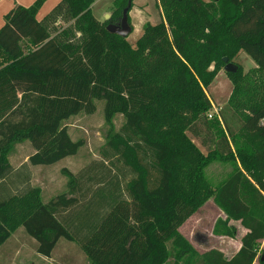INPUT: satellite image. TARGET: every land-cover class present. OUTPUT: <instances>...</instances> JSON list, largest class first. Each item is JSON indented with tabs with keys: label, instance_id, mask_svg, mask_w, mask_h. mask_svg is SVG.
<instances>
[{
	"label": "trees",
	"instance_id": "1",
	"mask_svg": "<svg viewBox=\"0 0 264 264\" xmlns=\"http://www.w3.org/2000/svg\"><path fill=\"white\" fill-rule=\"evenodd\" d=\"M45 1L16 4L0 27V246L21 226L46 257L64 238L92 264H178L189 250L169 263L166 244L212 196L226 214L215 232L233 238L231 220L247 232L231 258L210 249L192 264H252L264 239V0H161L165 20L146 22L135 47L106 30L129 0H114L105 22L95 0H59L37 19ZM238 51L257 77L248 99L231 102L235 132L224 116L201 117L211 107L204 88ZM97 100L106 121L121 114L122 124L98 159L68 172L65 192L42 202L30 166L75 155L85 142L64 121L94 113ZM236 135L246 148L231 146ZM22 140L34 152L13 166L5 152ZM233 158L240 167L211 188L202 169Z\"/></svg>",
	"mask_w": 264,
	"mask_h": 264
},
{
	"label": "rangeland",
	"instance_id": "2",
	"mask_svg": "<svg viewBox=\"0 0 264 264\" xmlns=\"http://www.w3.org/2000/svg\"><path fill=\"white\" fill-rule=\"evenodd\" d=\"M52 1L46 0L39 9L45 10ZM113 2L114 0H95L93 2L91 6L92 13L100 22L106 21V14L111 16L114 10ZM165 12L166 10L161 0H132L131 8L128 12L129 24L132 30L126 37L127 43L131 47H135L144 24L146 22L155 24L160 20H165ZM232 62L238 64L241 71L233 79L230 74L223 70L221 64L217 66L213 79L204 88V93L210 101L211 107L201 119L203 118L207 121L218 120L222 124L224 116L232 130L236 132L240 125V116L239 111L231 106V102L237 96L244 99L252 93L253 83L256 82L255 78L257 75L253 72L255 68L252 67L255 65V61L245 52L238 51ZM213 69L214 64H211L209 70ZM261 80H264L263 76H260L259 81L256 82L260 84V87L262 86ZM122 122L123 117L121 114H116L111 121L104 119L102 100L96 101L94 113L80 112L65 120L64 124L68 128L71 139H83L85 143L75 155L67 156L51 165L32 167L33 184L40 187L41 201L47 202L57 194L65 192L69 179L68 172L75 173L90 161L98 159L100 147L110 137L111 133L120 127ZM230 143L232 147L237 145L241 148H246L242 139H238L237 135L235 140L230 139ZM33 150L28 140L17 141L7 149L5 157L11 165H17L27 160ZM237 166L240 167L237 158L215 160L202 169V176L211 188H216ZM224 214V211L213 201L212 196L197 205L195 212L177 228L179 239L176 241L175 238H171L166 244L168 250L171 251V257L168 259L169 263L175 260L174 254L176 249L179 248L188 249L189 252L186 253L183 261H178V264H184L186 258H190L192 264L207 249L229 250L232 243L240 238L242 227L238 221H230L229 225L236 230L233 239L216 233L217 221L225 219ZM263 254L264 239L259 241L257 258L253 264H260V258ZM0 264L92 263L76 242L68 241L64 238H60L57 241L51 257L43 256L36 251V241L28 236L21 226H17L12 229L10 238L0 246Z\"/></svg>",
	"mask_w": 264,
	"mask_h": 264
},
{
	"label": "crops",
	"instance_id": "3",
	"mask_svg": "<svg viewBox=\"0 0 264 264\" xmlns=\"http://www.w3.org/2000/svg\"><path fill=\"white\" fill-rule=\"evenodd\" d=\"M59 0H53L52 3L49 4L48 7L45 8V10H42V9H39L37 14H36V17L37 19H40L42 18V16L47 13ZM34 2V0H0V27L3 25V16L10 10L12 9L16 4H20L22 6H29L31 5L32 3ZM253 68H256L257 67V64L255 63L254 66H252ZM34 152V150H33ZM26 161V160H25ZM24 162V161H23ZM22 163V162H21ZM20 164V163H19ZM17 164V165H19ZM17 165H13V166H17ZM37 166V165H36ZM33 166H30V169H31V172H32V184H33V178H34V175H33ZM34 185V184H33ZM225 213V212H224ZM225 217H226V214H224ZM233 221V220H231ZM234 222H237V221H234ZM242 227V226H241ZM247 232V229H245L244 227H242V230L240 232V238L237 239V241L235 242L234 241L232 243V246L229 247V250H223V249H217L219 250L220 252H222L223 256L226 258V259H229L231 258L237 251L238 249L240 248L241 246V238L242 236ZM10 238V237H9ZM8 238V239H9ZM233 239V238H231ZM6 242V241H5ZM235 243V244H234ZM4 244V243H3ZM236 250V251H234ZM208 251V249H207ZM86 256V255H85ZM51 257V256H50ZM254 263V261H253ZM252 263V264H253Z\"/></svg>",
	"mask_w": 264,
	"mask_h": 264
},
{
	"label": "water",
	"instance_id": "4",
	"mask_svg": "<svg viewBox=\"0 0 264 264\" xmlns=\"http://www.w3.org/2000/svg\"><path fill=\"white\" fill-rule=\"evenodd\" d=\"M129 8H130V0L128 2V5L122 11V16H121L119 23H117V24L108 23L106 25V30L108 32L117 34V35L122 36V37H127L129 35V33L132 30V27L130 26V24L128 22ZM108 18H109V14H106V19H108ZM222 61L225 62L223 70L226 73H235L238 71V68H239L238 64H236L232 61H228V58L226 56H224L222 58ZM261 260L264 261V254L261 257Z\"/></svg>",
	"mask_w": 264,
	"mask_h": 264
}]
</instances>
